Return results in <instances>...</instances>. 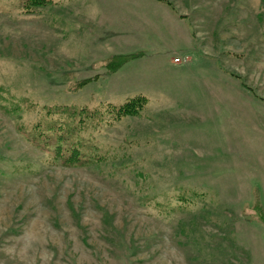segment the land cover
I'll return each instance as SVG.
<instances>
[{
  "label": "rangeland",
  "instance_id": "obj_1",
  "mask_svg": "<svg viewBox=\"0 0 264 264\" xmlns=\"http://www.w3.org/2000/svg\"><path fill=\"white\" fill-rule=\"evenodd\" d=\"M34 7L0 0V264H264V0Z\"/></svg>",
  "mask_w": 264,
  "mask_h": 264
},
{
  "label": "trees",
  "instance_id": "obj_2",
  "mask_svg": "<svg viewBox=\"0 0 264 264\" xmlns=\"http://www.w3.org/2000/svg\"><path fill=\"white\" fill-rule=\"evenodd\" d=\"M49 0H24V7L27 12H32L35 8L34 6L44 5ZM117 66L111 65L110 70H115ZM89 79L83 80L80 84L86 83ZM245 85V82H242ZM246 86V85H245ZM148 99L144 95H138L134 98L128 100L124 104L121 105H114L111 103H105L101 106L90 109L88 107L80 108V111L74 110L72 115L75 117L76 115L80 116V123L85 124L86 119H95L97 116H102L103 114H109L112 120L117 121L129 115H136L140 113V111L146 106ZM40 127V125H38ZM68 130L70 126L66 127ZM66 128L64 130L68 131ZM40 132L42 130L40 129ZM73 149L71 150V153Z\"/></svg>",
  "mask_w": 264,
  "mask_h": 264
},
{
  "label": "built area",
  "instance_id": "obj_3",
  "mask_svg": "<svg viewBox=\"0 0 264 264\" xmlns=\"http://www.w3.org/2000/svg\"><path fill=\"white\" fill-rule=\"evenodd\" d=\"M175 61L176 62H181L182 60H181V58L177 57V58H175Z\"/></svg>",
  "mask_w": 264,
  "mask_h": 264
}]
</instances>
